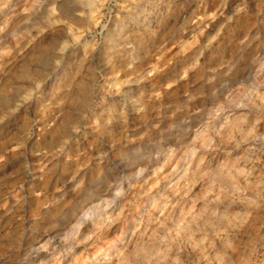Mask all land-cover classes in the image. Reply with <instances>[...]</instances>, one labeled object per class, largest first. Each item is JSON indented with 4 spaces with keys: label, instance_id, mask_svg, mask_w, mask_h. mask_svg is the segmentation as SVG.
<instances>
[{
    "label": "rangeland",
    "instance_id": "1",
    "mask_svg": "<svg viewBox=\"0 0 264 264\" xmlns=\"http://www.w3.org/2000/svg\"><path fill=\"white\" fill-rule=\"evenodd\" d=\"M150 1L0 0V264H264V0Z\"/></svg>",
    "mask_w": 264,
    "mask_h": 264
},
{
    "label": "bare ground",
    "instance_id": "2",
    "mask_svg": "<svg viewBox=\"0 0 264 264\" xmlns=\"http://www.w3.org/2000/svg\"><path fill=\"white\" fill-rule=\"evenodd\" d=\"M162 1L163 0H151L149 2V5H148L149 7L148 8H144L142 6L139 7V8L136 7L137 9L134 12L130 13V15H128L127 21L129 22L128 23L129 30H133V28L139 27V28H141L143 30L144 36H148V33L151 30V28L155 26L156 14L159 11V9L161 8V2ZM183 10L185 11V9H183ZM261 10H262V12L264 14V1H263L262 6H261ZM179 18H180V15L179 16L176 15L173 20L174 21H178ZM122 30H123V26H121L120 29L115 32L116 34H114L115 37H114V41H113L112 46H114V47L117 46V47L124 48V47H128V43L132 42L134 44L133 48L136 51H140L142 49L141 41H139L138 39H136L134 37L133 38H128V37L125 38V37H123L122 36L123 35L122 34L123 31ZM254 32L255 31L252 28L247 29L246 31H244L240 35V37L238 39V44L240 46L247 45V43L250 40V37L253 35ZM128 51H129V54H130V52H132V49H130ZM238 57H239V53L238 52H233V54L229 55L228 57H226L223 60H220V62L216 61V59H211V62L208 65V68L203 73V75L204 76H211L214 73H218V72H221V71H224V70H232L233 71L232 74H234V75L239 73L240 69L236 68V62L238 60ZM251 59H254V57H251ZM40 60L41 59H39V61ZM99 61L101 62V65L103 66V68L107 67L108 59H107V56L104 55L103 52H99ZM247 73L248 72H246V74ZM195 87H196V82L192 83L184 91L185 93L182 95V98H184L183 100H187L188 98H190V95L193 92V90L195 89ZM79 91H81V90H77L78 93H79ZM75 99L78 102L86 104V102H87L86 90L83 89L82 93L79 96H77ZM175 107H176V104L170 103V102H164V103L161 104V108L163 110L173 109ZM158 121H159V115H152V116L147 117L146 120L144 121V123L145 124H150V125L152 124V125L155 126L158 123ZM133 132H135V130ZM106 135L110 136L108 131L106 132ZM83 172H84L83 169L77 168L69 177H67L66 181H67L68 186L70 188H75V187L79 186V183H81L80 182L81 178L83 177ZM104 176H105V174L103 175V173H100V174L88 179V182H87L85 188H81L78 191V194L76 195V198L83 197L84 196L83 195V193H84L83 191L85 189L93 190V189L97 188L98 186H100V184L104 181ZM62 194H63V191L61 189H57L56 191H54L53 195H54V198H58ZM94 209H98V207L95 206ZM68 211H69V207H66V208L64 207L63 209L58 211L55 219L56 220L64 219L66 217ZM32 242L33 241H31L30 244H33ZM4 258H5V256L1 257L0 261L4 260Z\"/></svg>",
    "mask_w": 264,
    "mask_h": 264
}]
</instances>
